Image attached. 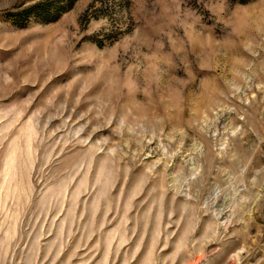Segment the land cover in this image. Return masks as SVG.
<instances>
[{
    "label": "rangeland",
    "instance_id": "rangeland-1",
    "mask_svg": "<svg viewBox=\"0 0 264 264\" xmlns=\"http://www.w3.org/2000/svg\"><path fill=\"white\" fill-rule=\"evenodd\" d=\"M0 0V264H264V0Z\"/></svg>",
    "mask_w": 264,
    "mask_h": 264
},
{
    "label": "trees",
    "instance_id": "trees-1",
    "mask_svg": "<svg viewBox=\"0 0 264 264\" xmlns=\"http://www.w3.org/2000/svg\"><path fill=\"white\" fill-rule=\"evenodd\" d=\"M76 0H38L33 5L17 13H7L6 16L12 25L24 28L30 19L42 23H52L57 21L67 12ZM243 2L248 0H242Z\"/></svg>",
    "mask_w": 264,
    "mask_h": 264
}]
</instances>
